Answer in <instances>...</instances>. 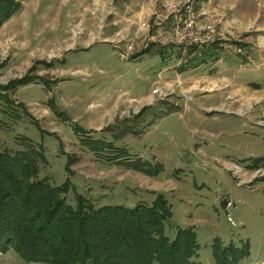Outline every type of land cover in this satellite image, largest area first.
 I'll return each mask as SVG.
<instances>
[{"label":"rangeland","instance_id":"374dc122","mask_svg":"<svg viewBox=\"0 0 264 264\" xmlns=\"http://www.w3.org/2000/svg\"><path fill=\"white\" fill-rule=\"evenodd\" d=\"M148 1L0 0V152L72 206L163 195L191 264H264V0Z\"/></svg>","mask_w":264,"mask_h":264},{"label":"trees","instance_id":"16d2710c","mask_svg":"<svg viewBox=\"0 0 264 264\" xmlns=\"http://www.w3.org/2000/svg\"><path fill=\"white\" fill-rule=\"evenodd\" d=\"M40 158L33 149L21 151L19 161L0 152V246L52 264H191L197 257L192 230L177 229L172 240L165 234L172 215L163 195L134 207H96L76 195L72 206L64 197L67 181L52 186L35 178Z\"/></svg>","mask_w":264,"mask_h":264},{"label":"crops","instance_id":"0c3cea01","mask_svg":"<svg viewBox=\"0 0 264 264\" xmlns=\"http://www.w3.org/2000/svg\"><path fill=\"white\" fill-rule=\"evenodd\" d=\"M149 1L148 0H139L138 1V3H136L135 2V0H133V3L135 4H137L139 7H140V9L138 8V10H137V12H135V13H140V12H142L147 6H148V3ZM137 6V7H138ZM133 11H135V10H133ZM122 18V17H121ZM124 18L126 19V17L124 16ZM107 36V35H106ZM109 36V35H108ZM107 36V37H108ZM151 58H153V56L151 57ZM153 59H157V56H155L154 55V58ZM155 65H151V67H155L156 68V66H158V63H157V61H154L153 62ZM152 62H151V64H153ZM150 67V68H151ZM197 66H195V68H193V69H190V72H189V75H192L194 72H197V70L199 69V67H197ZM159 68V67H158ZM158 68H157V70H158ZM202 107H204V108H206L207 110H211V109H213V110H215V109H218V103L215 105V106H213V105H209V106H203L202 105ZM166 118V117H165ZM231 164H233V162H231V161H223V167H225L226 169L228 168V166H230ZM156 182V184H159V180H157V181H155ZM158 192H167L166 190H157ZM209 194V193H208ZM225 196L224 195H219L218 196V204L220 205V206H222L223 204H225L226 203V199L224 198ZM223 199H225L224 200V202H223ZM222 200V201H221ZM190 201H192V200H190ZM101 206V205H100ZM130 207H132V206H130Z\"/></svg>","mask_w":264,"mask_h":264},{"label":"built area","instance_id":"2783aa9c","mask_svg":"<svg viewBox=\"0 0 264 264\" xmlns=\"http://www.w3.org/2000/svg\"><path fill=\"white\" fill-rule=\"evenodd\" d=\"M190 13H191V10L188 9V10H187V15H189ZM193 42L196 43V44H198V42H199V43H203L202 41L200 42L199 39H194V40H192V41H190V42H188V43H186V44H189V46H192V43H193ZM204 42H205V41H204ZM234 169L238 172L240 168L235 166Z\"/></svg>","mask_w":264,"mask_h":264}]
</instances>
